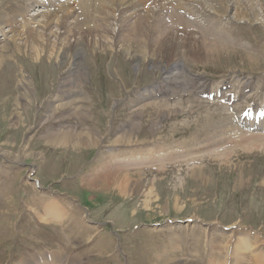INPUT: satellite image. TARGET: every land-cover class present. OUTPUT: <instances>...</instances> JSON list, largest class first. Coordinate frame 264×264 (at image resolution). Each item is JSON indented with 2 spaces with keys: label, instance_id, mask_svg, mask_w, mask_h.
<instances>
[{
  "label": "rangeland",
  "instance_id": "obj_1",
  "mask_svg": "<svg viewBox=\"0 0 264 264\" xmlns=\"http://www.w3.org/2000/svg\"><path fill=\"white\" fill-rule=\"evenodd\" d=\"M98 1L92 0L93 19L117 23L115 9L127 0ZM205 1L209 11L224 20L223 32L209 30V23L200 15L187 11L184 15L198 22L194 32L223 41L236 51H219L204 62L182 56L180 69L192 79L185 78L180 84L164 77L161 69L151 70L146 60L136 68L133 60L120 54V42L112 45L110 39L106 50L94 47L87 54L80 52L79 58L71 54L59 63L56 57L49 58L51 49H46L40 54L42 58L35 59L37 55L22 44L19 34L27 35L28 28L34 26L41 30L37 25L49 15V9L61 16L65 7L77 12L82 2L63 0L43 8L40 0H0V21L9 20L0 24V264H34L25 258L32 259L42 247L59 248L66 257L73 251L75 258H65L64 264H154L151 260L166 250V244L179 253L180 264H245L249 247L255 256L246 264L264 258V135L250 132L255 138L231 142L240 137H234L230 130L223 134L218 124H228L226 121L251 105L264 106V0ZM139 3L138 8L144 10L145 4ZM30 4L34 6L30 8ZM21 16L31 24L20 22ZM77 18L81 24L86 22L83 14ZM12 26L14 31H10ZM15 41L22 49H16ZM243 52L257 56L260 62L245 64ZM154 91L161 92V98H152ZM219 91L234 111L227 109V103L215 100ZM170 97L169 105L180 102L184 111L168 117L160 115L159 106L142 108L146 101ZM68 102L72 105L62 106ZM81 106L87 108V116ZM221 112L228 115L221 118ZM132 123L139 126L129 141L142 145L115 142ZM156 124L160 126L157 131ZM85 128L102 137L100 144L87 139L78 143L76 136L84 139ZM63 132L71 133L70 142L56 143L55 136ZM155 139H162L164 152L160 148L155 151ZM207 141L208 150L204 145ZM183 148L192 154L125 165L128 173L124 177L129 179L125 191L83 183L85 174L96 172L104 157L110 156L115 163V159L124 161L127 151L147 157L151 150L159 155L182 152ZM33 199L56 200L69 214L61 220H40L32 208ZM190 218L195 220L190 222ZM178 220L184 223H171ZM219 223L231 229L217 230ZM238 226L261 233L257 241L248 240L249 247H243L247 238H239L236 244L232 241L233 253L229 239Z\"/></svg>",
  "mask_w": 264,
  "mask_h": 264
},
{
  "label": "bare ground",
  "instance_id": "obj_2",
  "mask_svg": "<svg viewBox=\"0 0 264 264\" xmlns=\"http://www.w3.org/2000/svg\"><path fill=\"white\" fill-rule=\"evenodd\" d=\"M80 1L82 3L79 5V8H78V11L77 12L75 11V9L73 10V12L72 11H68V8L65 7V8H63L61 10L62 14H61V16H59L56 13V10L54 8L52 10L49 9V12H47L49 15L44 16V20H42L40 22V24L37 25V26H40V28H42L41 30L40 29L39 30H36V27L34 26L35 28L34 27L33 28H31V27L28 28V31H26V33H28L27 35L22 34V33L19 34L20 38L23 39V43L22 44H24L25 47H27L29 49V51L33 55H37V56L34 57L35 59H40V57L42 58V55H40V54H42V52H44L46 49H51V51H49V55H50L49 58L56 57L57 59H59V63H60V61H62V59H65L67 56H70L71 54H73L74 57H78L79 58L80 52H82V53L84 52L85 54H87L94 47H100V48H103V49L106 50L110 46V44L107 42V39H110V42H111L112 45H116V44H118L120 42V44H119L120 45V49H119L120 54H122L123 56H125L128 59L133 60V63L135 64L136 68H138V66L140 67V64H141V61L142 60H146L147 61V64L149 65V66L148 65L147 66L151 70L161 69L164 72V74H165L164 77L169 78L170 81H172V82H178V83L182 84V83H185L186 82L185 78L186 79H190V80L192 79L188 75L184 76L183 73H182L183 72L182 69H180V67H181L180 64H181L182 59H183L182 56H185L186 58H187V56L193 57V59L194 60H198V62H200V61H203L204 62V61H207V59L210 58V55L211 54H212V56L218 55V52L219 51H226V50H227V52H228V50H230V51H236L235 48L232 49V48H230V46H227L225 44H222L223 41L220 42V41H218L215 38L209 39V38H206L205 37L206 35H204V34L198 35V34H196V32H194L195 29H197L196 27H198L197 26V23L198 22H193V21L189 20L188 17L186 15H184V13L187 12V11H189V13H191L193 15H198V16L200 15L201 18L203 20H205L206 23H209V24H207L208 26L206 27L209 30L212 31L211 27L214 26V25H217L215 27V29H213V30H217L220 33L223 32V29H221L223 27L222 26L220 27V24L221 23L215 24L216 22H222V20L220 18L216 17L215 14L211 13V11H209L210 9H208V7L206 6V1L205 0H127L125 3H123L120 6H118L115 9V15L117 17V23H115L114 25L108 24L107 21L106 22H101L100 20L97 21L96 19L95 20L93 19L94 17L91 14V8L93 7V6L91 7L92 0H91V2L88 1V0H80ZM136 1H138V2H136ZM100 2H101V0H100ZM100 2L98 1V4ZM139 2L145 4L144 10L143 9L142 10L139 9L140 8L139 5H138ZM252 3H253V0H252ZM252 3L250 2V4H252ZM33 4L32 5L30 4L31 6L29 5L30 8H32L34 6ZM96 5H97V3H96ZM253 6H255V5H253ZM228 8H230V7H228ZM81 14H83L84 18L86 19V22L83 23V24H81L80 21L77 18ZM6 16H4V18ZM56 16H58V17L55 19ZM79 18H81V17H79ZM5 19H2L0 21V24L1 25L2 24H6L7 22H9V20L7 21V19H6V21H5ZM9 19H11V17ZM103 21H105V20H103ZM33 24H35V23H33ZM26 28L27 27H25V30H27ZM2 30H3V27L0 28V31H2ZM14 30L15 29L12 26V28H10V31H14ZM215 35H217V34H215ZM18 39H19V37H18ZM0 40H2V39H0ZM31 41H33V42H31ZM122 43H125V45L122 44ZM14 45H15L16 49H22L21 46H20L21 43H18L17 41H15V44ZM31 50H33V52ZM244 52L242 53V56L245 59V61H243L245 64L246 63H249V65H250L251 62L252 63H256V64L260 62V60H258L256 58L257 56H254V55H251V54H247V53H244ZM229 55L232 57L233 54H229ZM179 58H181V59H179ZM72 63H74V62H72ZM75 63H77V62L75 61ZM72 65H74V64H72ZM77 72L78 73H80V72L82 73V70H79ZM234 72H236V71H234ZM194 80H196V79H194ZM68 83H70V82H68ZM68 83H63V84H64V86H69L70 84L68 85ZM234 83L235 82H233L232 84H234ZM216 85L218 86V84H216ZM244 85H242V86H244ZM248 86H250V85H248ZM169 87H171V86H169ZM169 87H168V89H169ZM213 87H215V86H213ZM233 87H235V86H233ZM222 89H224V88H222ZM235 89L237 90V88H235ZM192 90H193V88H192ZM216 90H218V89H216ZM256 90H257V88H256ZM245 93H247V92H245ZM232 94H233V92H232ZM168 95H170V94H168ZM188 95H189V93H188ZM236 95H238V94H236ZM142 96H144V95L142 94L140 97H142ZM234 98H235V96H234ZM154 99H156V98L154 97ZM74 100L77 101L76 99H74ZM80 100L83 102L84 101V98H80ZM215 100H216V98H215ZM170 101H172L171 97L170 98H167V99L156 100V101H151L150 100V101L144 102L143 105H142V108L143 109L144 108L146 109V108L152 107V106H159L158 112L161 111V114L160 113L159 114L160 115H166L168 117H171V116H174L175 114L180 113L179 111H181V112L184 111V108L185 107H184V105H182V103L179 102L177 105H173V104L172 105H169L170 103H168V102H170ZM138 102L139 101H137L136 103H138ZM209 102H207V103H209ZM71 103L72 102H68L66 104H63L62 106L72 105ZM209 105H210V103H209ZM235 106H237V105H235ZM217 108H219V107H217ZM61 109H62V107H60V110ZM80 109L84 111V114L83 115L84 116H87V113H85V111L87 110V108L85 106H81ZM193 109H194V107H193ZM208 109H210V107H208ZM214 109H215V107H214ZM198 113H199V111H198ZM205 114L207 115V113H205ZM210 114H211L212 117L216 115V113H214V112H211ZM199 115H201V114H199ZM206 115H204V117ZM227 115H228L227 113L225 114V112H221V115H219V117L222 118V117H226ZM221 118H219V119H221ZM232 120H233V117H232ZM244 120L245 121L246 120L252 121V119L250 118L249 115H247ZM212 121L214 122V119ZM180 122H178V123H180ZM213 122H212V124H213ZM182 123H181V125H182ZM218 124H219V122H218ZM237 124H238V122L231 123L229 125V129L228 130H230L233 133L234 137H240V138H238L236 140L231 139V140H233L231 142H234V141L235 142H241L244 139L247 141V139H253V138H255V136L252 137L251 136L252 134L250 135V133H243L244 130L238 128ZM138 126H139L138 124L132 123V128L131 129L128 128V129L124 130L123 133H122V135H121V138L120 139L118 138V141H115V142H120L121 140H125L124 144H127V145H135L137 143H140L141 144L140 141L139 142H132V140L129 141L131 139V137H132V134H133V133L131 134V132L132 131H135V129L138 128ZM184 126H186V125H184ZM213 126H214V124H213ZM263 126H264V121L262 120V123L260 124V128L263 129ZM223 127H224L223 131H227L226 130L227 125H223ZM154 128H155V131H157L160 128V126H158L156 124ZM204 128L206 129V127H204ZM216 128H217V126H216ZM218 130L219 129H217V131ZM178 131H180V130L178 129L177 132ZM206 132H208V131H206ZM82 133H84V139L79 138L80 136L77 137L78 135L76 134L77 135L76 136V139L77 140L79 139V142H78L79 144L81 142H83V140H85V139L89 140L90 142L92 140H95V141L97 140L99 142V144L102 141V137L95 136V134H94V132H93L92 129L85 128ZM197 134H200L201 135L203 133H198L197 132ZM246 134H247V136L244 138V136ZM255 134H258L259 136L260 135H264V133H255ZM71 136L72 135L69 132L57 133V135L55 136V137H57V138H55L56 139L55 142L56 143H60V144L61 143H69ZM122 137H126V138H129V139L122 138ZM200 137H202V136H200ZM212 137H214V136H212ZM204 138H205V136H204ZM205 139H207V138H205ZM224 139H226V138H224ZM198 140H200V139H198ZM208 141H207V143L204 144L206 146V150L209 149V147H208V145H209ZM225 141H227V140H225ZM225 141H223V142H225ZM156 142L157 143L154 144L155 145L154 148H155V151H158L159 148H162V144H163L162 142L163 141H162V139L161 140L158 139V140H156ZM142 143H144V142H142ZM226 143H230V142H226ZM150 148H152V147H150ZM148 149H149V147H148ZM183 149H185V148H183ZM198 149H200V148L198 147ZM196 150H197V148H196ZM196 150H194V152ZM219 150L220 151H224L222 148L219 149ZM133 151H134V149H133ZM201 152H203V151H201ZM189 154H192V152H177V153L176 152H170L167 155V159H170L171 160V159L178 158V157H183V156H186V155H189ZM222 154H224V153L222 152ZM19 155H21V154L19 153ZM153 155L154 154H152V156L150 157V160H152V158H154L156 160L158 158L159 159L161 158L160 155H157L156 154V155H154V157H153ZM17 158L19 160L21 158V156L20 157H17ZM126 158H128V157H126ZM113 159H114V157H113ZM144 160H146V159H144ZM111 161H110V159H107L104 163L101 162L102 164H100L99 166H97L98 169L97 168L95 169L96 172L91 173L90 175L85 174V177L83 178L84 179V182L83 183H85V184H91V185L96 184L95 186H98L100 188L116 187V188H119L120 189V192L121 191H125L126 190V187H127L126 186L127 185V181L129 179H128L127 176L124 177V175H126L128 173V168L127 169H125V168L122 169L121 166H120L121 168L120 167L113 166L111 164ZM113 161H115V160H113ZM102 171H104L103 174L101 173ZM88 176H89V178L86 179V177H88ZM101 178H102L103 181L100 180L101 182L99 183L98 180L101 179ZM50 207H53V206L51 205ZM45 209H46V212L49 214V216H48L49 219H54L56 217V214H60L59 212H56V211H58L57 208H55V210H53V208H52L51 212L49 211L48 208H45ZM63 215H64V213H63ZM38 216H39L40 220H47V221L49 220V219H46L45 216L44 217H42L40 215H38ZM57 223H58V221H57ZM251 238L252 237H250V239ZM77 240H79V239H77ZM172 246H174V245H172ZM244 250H246V249H243V251ZM176 253H177V255H176ZM192 253L195 255L194 252H192ZM245 253H246L245 254L246 255L245 256L246 258H245L244 261H245V264H246L247 263V260L252 259V257H254L255 255H254V252L252 251V248H250V247H249V250L247 252H245ZM200 256H202V255H199V257ZM217 258H219V257H217ZM240 258L242 259L243 257H240ZM178 259H179V253L176 250H174V249H170L168 247V245L166 244V250H162V252L158 256H155L154 255V259H152L151 262L154 263V264H177V263L180 264L178 262ZM212 261H215V259L212 260ZM213 263H215V262H213ZM231 263L233 264V261H231ZM222 264H224V263H222ZM256 264H264V258H261V259L256 260Z\"/></svg>",
  "mask_w": 264,
  "mask_h": 264
},
{
  "label": "crops",
  "instance_id": "obj_3",
  "mask_svg": "<svg viewBox=\"0 0 264 264\" xmlns=\"http://www.w3.org/2000/svg\"><path fill=\"white\" fill-rule=\"evenodd\" d=\"M53 206V207H50V206ZM49 206V207H48ZM43 208L45 209V208H48L49 209V211L51 212V210H52V208H53V210H55V208H57V209H59L58 208V206H55V205H53V204H51V203H49V204H45V206H43ZM47 216H49V214L46 212L45 213Z\"/></svg>",
  "mask_w": 264,
  "mask_h": 264
}]
</instances>
